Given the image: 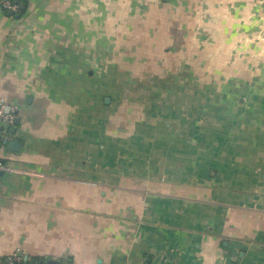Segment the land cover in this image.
Here are the masks:
<instances>
[{
    "label": "crops",
    "instance_id": "obj_1",
    "mask_svg": "<svg viewBox=\"0 0 264 264\" xmlns=\"http://www.w3.org/2000/svg\"><path fill=\"white\" fill-rule=\"evenodd\" d=\"M24 3L0 8V263L264 264V0Z\"/></svg>",
    "mask_w": 264,
    "mask_h": 264
},
{
    "label": "built area",
    "instance_id": "obj_2",
    "mask_svg": "<svg viewBox=\"0 0 264 264\" xmlns=\"http://www.w3.org/2000/svg\"><path fill=\"white\" fill-rule=\"evenodd\" d=\"M23 0H0V8L2 11L8 13L12 12L13 14L20 13V3ZM9 106L6 104L4 99L0 98V138L8 140L10 136L11 128L14 126V122L17 118L16 110L12 107H9L8 112L6 111ZM16 174L22 173L19 170L14 169L9 166L7 162L3 159H0V174ZM0 264H29L23 261L22 256H18V253H14L12 256L8 257Z\"/></svg>",
    "mask_w": 264,
    "mask_h": 264
},
{
    "label": "water",
    "instance_id": "obj_3",
    "mask_svg": "<svg viewBox=\"0 0 264 264\" xmlns=\"http://www.w3.org/2000/svg\"><path fill=\"white\" fill-rule=\"evenodd\" d=\"M25 8V3H20V10H24ZM8 14L10 16H13L14 14L12 12H8ZM106 103L109 102V99L107 98L105 100ZM9 110V107L7 108V112ZM14 124H17V121L15 120ZM10 132L12 134L15 133V129H11ZM0 144L4 145L6 147V149L9 152L12 153H19L22 147V144L16 140H4L0 138ZM18 256H22L21 253H18ZM23 261L25 263H29V264H62V262L60 260H55V259H47V260H40L39 262H36L34 259H29L28 256H23Z\"/></svg>",
    "mask_w": 264,
    "mask_h": 264
},
{
    "label": "trees",
    "instance_id": "obj_4",
    "mask_svg": "<svg viewBox=\"0 0 264 264\" xmlns=\"http://www.w3.org/2000/svg\"><path fill=\"white\" fill-rule=\"evenodd\" d=\"M26 0H23L22 3H24ZM22 12L20 11L19 14H21ZM149 59H146V61L139 63L136 62V60H130L129 62H124L122 63V65L124 66V69L128 70L125 72H128L127 74L130 75V77L136 79V80H141V79H145V78H150V77H157V74L154 73V70L152 68H148L147 66L149 65L148 61ZM142 71H141V68ZM42 259H36V262H39Z\"/></svg>",
    "mask_w": 264,
    "mask_h": 264
}]
</instances>
